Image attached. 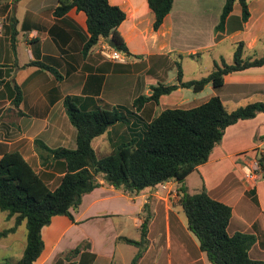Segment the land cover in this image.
Here are the masks:
<instances>
[{"label":"crops","instance_id":"0c3cea01","mask_svg":"<svg viewBox=\"0 0 264 264\" xmlns=\"http://www.w3.org/2000/svg\"><path fill=\"white\" fill-rule=\"evenodd\" d=\"M16 1H0V157L4 152L17 150L33 168L43 167L34 139L51 148L76 145V130L63 105L66 96H78L84 105H92L95 100L100 106L115 107L124 113L126 122L111 125L92 140V144L96 141L101 148L106 143L111 151L121 136L130 138L163 109L196 106L190 105L195 104L193 90L179 87L161 95L157 104L148 101L139 110L133 108L134 99L150 95L152 85L177 83L176 61L180 62L182 79L189 80L199 77L185 78L184 61L223 42L231 41L234 50V44L243 41L244 56L264 53V0L248 1L249 17L241 28H238L241 7L235 2L219 39L214 28L225 0H173L157 30L152 27L154 14L147 0H109L125 12V19L117 27L127 47V51L121 50L124 62H113L98 52L99 44L109 43L110 38H99L86 54L82 53L88 34L83 11L71 8L64 16L55 17L53 8L57 0H26L22 6ZM9 15L16 18L13 40ZM215 56L220 60L223 55L217 51ZM225 60L230 62L232 57ZM34 61L54 68L57 74L32 64ZM204 89L209 93L203 102L216 94L228 110L264 102V65L228 73L218 90L207 83L197 93ZM17 90L20 95L15 104ZM263 149L264 113L260 112L226 127L207 161L198 165L183 184L188 193H195L189 190L186 180L197 173L198 189L192 190L204 189L212 198L231 207L229 233L253 234L255 242L249 254L261 260H264V176L259 174L254 182L247 181L241 167ZM100 182L72 210L74 220L55 215L41 229L44 248L33 264H78L82 252L94 254L91 264H112L117 252L122 253L131 245L119 239L130 238L124 229L131 225L139 230L140 237V225L146 215L150 216L148 245L139 264H211L187 228L186 216L177 201L180 196L176 200L167 196L165 190L159 192V185L154 187L158 188L154 197L150 196L154 188L139 193L122 192ZM110 194L117 196L114 208L102 211L98 203L110 199ZM4 220L13 225V218L6 214ZM81 242L88 247L81 248L71 260L61 258ZM9 243L0 242V249L8 250ZM134 253L129 252L130 263Z\"/></svg>","mask_w":264,"mask_h":264},{"label":"trees","instance_id":"16d2710c","mask_svg":"<svg viewBox=\"0 0 264 264\" xmlns=\"http://www.w3.org/2000/svg\"><path fill=\"white\" fill-rule=\"evenodd\" d=\"M248 1H224L214 28L216 39L225 31L226 18L235 2L241 7L238 28L242 27L249 17ZM147 3L154 14L152 27L157 30L169 13L173 0H147ZM71 8L83 11L86 16L88 34L82 47L83 54L101 37L112 39L115 48L127 51L117 31L125 19V12L118 5L109 0H57L53 15L62 17ZM7 20L13 40L16 18L9 15ZM244 48L243 41L236 42L230 62L221 56L219 62L214 60L209 73L195 79L183 80L180 62L176 61L177 83L158 82L152 85L150 95H139L134 99L133 108L139 110L148 101L157 104L161 95L169 94L179 87L199 92L207 83H211L218 90L226 74L264 65V53L244 56ZM31 63L57 74L54 68L42 62ZM99 80H102L101 76ZM16 95L15 104L19 101V90ZM63 105L76 130L75 147L51 148L38 138L33 142L41 166H50L61 174L54 188L47 184V175L36 171L19 151L4 152L0 157V210L8 218H13V225L1 231L0 236L14 232L22 223L26 227V243L20 258L15 262L2 261L0 264H33L44 248L41 229L49 225L55 215H65L74 220L72 210L77 209L84 194L101 185L99 179L115 189L136 193L157 187L164 181L176 182L181 191L179 204L186 216L187 228L211 264H264V260L249 254L255 242L253 234L240 231L229 233L232 209L228 204L212 198L204 189L188 193L183 186L185 178L198 165L207 161L213 147L221 141L226 127L239 120L253 118L257 113H264V102H252L228 110L215 94L189 108H165L144 128L126 141H118L102 157H97L92 140L111 125L126 122L124 113L115 107L100 106L95 100L92 105H84L78 96H66ZM257 158L264 176V149ZM149 219V215L143 218L138 239L119 237L137 248L130 264H139L148 245ZM84 247H88V244L81 242L64 258L76 256ZM93 258L94 254L82 252L78 264H91Z\"/></svg>","mask_w":264,"mask_h":264},{"label":"rangeland","instance_id":"374dc122","mask_svg":"<svg viewBox=\"0 0 264 264\" xmlns=\"http://www.w3.org/2000/svg\"><path fill=\"white\" fill-rule=\"evenodd\" d=\"M17 1L19 3V6H22L26 0H17ZM217 51H219L220 54L223 55L222 57L224 59L231 58L233 55V45H231V41L223 42L222 44H220L219 46H217L213 50H210L208 52H204L203 54H201L200 56H198L196 58L185 60L184 64H183V66H184L183 68L185 71V78L200 77L202 75L209 73L213 68V63H214L213 60H215L217 62L220 61L219 57L215 56V53H217ZM192 92H193L192 94L194 95V98H195V101L193 100V103H195V104H190V105H198L201 102H203V99L209 93V90L204 89V91L200 92V93H197L194 91H192ZM196 103H198V104H196ZM127 138H128V136L123 135L119 138V140L120 141H126ZM95 142L96 141H94L92 145H94V150H95L97 157H102V156L106 155L107 153H109L110 150H109V148H107L108 146L106 143L104 144V147L101 148ZM34 169L36 171H38L40 174H43V175L46 174L47 175L46 176V182L50 188H54L57 185V183L59 182L61 175H59L55 171V169H53L52 167L48 166L46 168L42 167V169H40V168L39 169L34 168ZM99 180L103 181L102 179H99ZM197 181H199L197 173L196 174L194 173V174H192V176L187 178L186 184L188 185L189 190H191V192H193V191L197 192L198 191V190H192V188L198 189V186H196V185H198ZM212 183H213V181H209V184H212ZM176 184L175 185L171 184L166 189L159 187V189H160L159 192L162 190H165L164 193H166L167 196H169L171 198H175L177 200L178 199L177 196H181V191L179 189V184H177V185ZM119 191L125 192L123 190H119ZM150 191H151L150 196L156 197L155 192L158 191V188L151 189ZM110 195L112 196L110 199L102 201L101 203H98V206L102 208V211H106V210L109 211L110 209L114 208L113 205H114V202L116 201L117 196L113 195V194H110ZM177 201L179 203V200H177ZM4 215H5V212L0 210V232L11 225L10 224L11 222L4 220ZM144 216L145 215H143V217ZM231 227H233V225H231ZM15 231H16L15 233H7L5 235L0 236V242H2V243L6 242L7 240L9 242L11 241V243L8 244L10 246L8 248V250L0 249V262H2V261L15 262L22 255V252H23V249H24L25 243H26V227H25V224L24 223L20 224L15 229ZM124 234L129 236L130 238H133V239L139 238V230L136 229L135 227H132L131 225L127 226L124 229ZM126 248L127 249L124 248L122 250V253L117 252L115 259H114L112 264H130L129 252L134 253L136 248L133 245H127ZM118 250H121V248ZM250 256L254 258L253 254ZM61 258L65 259L64 256H61ZM72 258L73 257H71L70 260ZM104 261H107V260H104Z\"/></svg>","mask_w":264,"mask_h":264},{"label":"built area","instance_id":"2783aa9c","mask_svg":"<svg viewBox=\"0 0 264 264\" xmlns=\"http://www.w3.org/2000/svg\"><path fill=\"white\" fill-rule=\"evenodd\" d=\"M1 21H0V33H1ZM98 52L106 59L111 60L113 62H124L125 57L121 50L116 49L115 47H112L109 45L107 41L102 42L99 44ZM242 176L247 181L254 182L257 179V176L261 174V166L259 164L258 158L253 157L251 159H248L244 162V164L241 167ZM168 180L164 181L161 184H159L158 188L161 187L163 189L168 188L171 183L174 181Z\"/></svg>","mask_w":264,"mask_h":264},{"label":"water","instance_id":"95a60500","mask_svg":"<svg viewBox=\"0 0 264 264\" xmlns=\"http://www.w3.org/2000/svg\"><path fill=\"white\" fill-rule=\"evenodd\" d=\"M109 45L112 46V47H114L115 46V42L112 39H110L109 40Z\"/></svg>","mask_w":264,"mask_h":264}]
</instances>
